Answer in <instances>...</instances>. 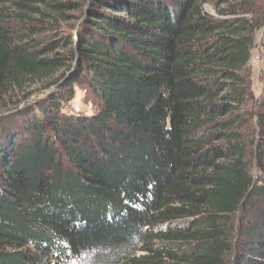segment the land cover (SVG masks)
<instances>
[{"label":"trees","instance_id":"1","mask_svg":"<svg viewBox=\"0 0 264 264\" xmlns=\"http://www.w3.org/2000/svg\"><path fill=\"white\" fill-rule=\"evenodd\" d=\"M262 31L264 0H0V264H264Z\"/></svg>","mask_w":264,"mask_h":264},{"label":"rangeland","instance_id":"2","mask_svg":"<svg viewBox=\"0 0 264 264\" xmlns=\"http://www.w3.org/2000/svg\"><path fill=\"white\" fill-rule=\"evenodd\" d=\"M205 12L207 14H213V10L211 7L207 6L205 8ZM264 38V31H262L257 36V47L253 54V68H254V85L253 90L256 96H260L263 89V78L262 72L264 70V61L261 53V44ZM40 95H35L32 97V100L37 99ZM72 98V99H71ZM70 101H66L62 106L63 112L67 115H75V116H87L91 117L95 114L97 110V98L95 94L88 88L87 85L75 86L74 87V95L71 97ZM106 257V260L111 256L115 258L108 252H102V255L97 254L87 255L82 259V262L78 264H106L103 259H98L99 257ZM103 260V261H102ZM108 264V263H107Z\"/></svg>","mask_w":264,"mask_h":264},{"label":"water","instance_id":"3","mask_svg":"<svg viewBox=\"0 0 264 264\" xmlns=\"http://www.w3.org/2000/svg\"><path fill=\"white\" fill-rule=\"evenodd\" d=\"M1 116V115H0Z\"/></svg>","mask_w":264,"mask_h":264}]
</instances>
